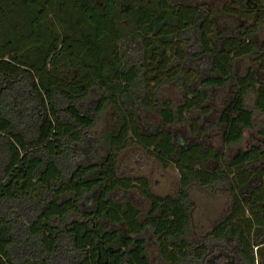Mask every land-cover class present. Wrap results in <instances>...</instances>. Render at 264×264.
<instances>
[{
    "label": "trees",
    "instance_id": "obj_1",
    "mask_svg": "<svg viewBox=\"0 0 264 264\" xmlns=\"http://www.w3.org/2000/svg\"><path fill=\"white\" fill-rule=\"evenodd\" d=\"M217 1L0 0V264H151L148 236L163 264H264V121L239 146L264 113V0ZM130 148L175 190L120 174ZM194 186L230 197L197 238Z\"/></svg>",
    "mask_w": 264,
    "mask_h": 264
},
{
    "label": "rangeland",
    "instance_id": "obj_2",
    "mask_svg": "<svg viewBox=\"0 0 264 264\" xmlns=\"http://www.w3.org/2000/svg\"><path fill=\"white\" fill-rule=\"evenodd\" d=\"M225 1L226 0H218L216 6L220 9L221 4ZM259 35L262 36V33ZM250 64V58H245L238 62L237 70L240 73H244ZM259 76L264 81V72L259 71ZM163 93L174 100H178L181 96V91L176 85H167L163 89ZM228 94L229 88L220 90L212 99L213 105L217 107L224 104ZM246 102L248 106L252 107L253 94L247 96ZM115 117L116 115L110 109L106 111L96 123L93 129L94 133L101 134L112 128ZM254 120L255 128L245 132L244 138L239 146L247 147L256 139L259 125L264 121V113L255 111ZM206 121L208 120H204L203 122L205 125L207 123ZM209 135H211L214 145H218L219 137L217 131L210 130ZM119 172L120 174L125 175L146 176L150 180L153 192L157 195H164L173 192L178 181V172L173 166L168 169H163L154 160L148 158L137 148L127 149L121 154L119 158ZM190 195L193 201L190 218V237L197 238L208 231L219 216L225 214L230 197L229 194L223 190L210 192L195 186L190 189ZM130 198L136 201L142 209L146 208L147 204L145 200L138 193L130 195ZM146 250L151 264H163L158 254L157 244L150 236H148Z\"/></svg>",
    "mask_w": 264,
    "mask_h": 264
}]
</instances>
